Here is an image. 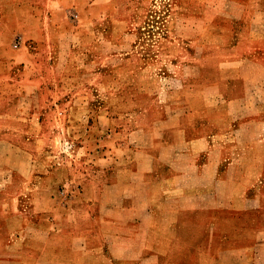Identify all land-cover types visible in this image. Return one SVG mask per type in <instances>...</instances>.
<instances>
[{
  "label": "rangeland",
  "instance_id": "rangeland-1",
  "mask_svg": "<svg viewBox=\"0 0 264 264\" xmlns=\"http://www.w3.org/2000/svg\"><path fill=\"white\" fill-rule=\"evenodd\" d=\"M234 19L264 35V0H0V163L21 170L0 191V201L18 200L0 230L26 228L29 249L50 261L78 235L96 247L78 258L104 264L103 173L92 166L130 133L158 131L153 121L172 110L179 80ZM32 36L36 60L25 55ZM257 67L263 82L264 53Z\"/></svg>",
  "mask_w": 264,
  "mask_h": 264
},
{
  "label": "crops",
  "instance_id": "crops-1",
  "mask_svg": "<svg viewBox=\"0 0 264 264\" xmlns=\"http://www.w3.org/2000/svg\"><path fill=\"white\" fill-rule=\"evenodd\" d=\"M234 20L235 29L214 34L179 80L172 110L153 121L158 131L130 133L92 166L103 173L104 264H264V81L257 78L264 35H251L253 21ZM38 39L28 37L29 59L40 57ZM20 52H10L14 61ZM16 173L0 163V191ZM31 174L26 168L24 179ZM17 201H0V220L12 219ZM11 230H0V264H91L78 257L96 247L78 235L57 245L50 261L29 249L26 228Z\"/></svg>",
  "mask_w": 264,
  "mask_h": 264
}]
</instances>
